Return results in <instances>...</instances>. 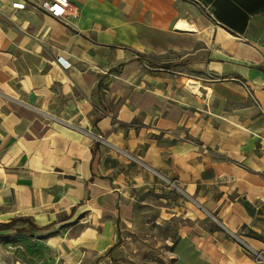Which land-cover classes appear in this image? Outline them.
<instances>
[{
  "label": "crops",
  "instance_id": "crops-1",
  "mask_svg": "<svg viewBox=\"0 0 264 264\" xmlns=\"http://www.w3.org/2000/svg\"><path fill=\"white\" fill-rule=\"evenodd\" d=\"M42 1L0 0V264H264V0Z\"/></svg>",
  "mask_w": 264,
  "mask_h": 264
},
{
  "label": "built area",
  "instance_id": "built-area-1",
  "mask_svg": "<svg viewBox=\"0 0 264 264\" xmlns=\"http://www.w3.org/2000/svg\"><path fill=\"white\" fill-rule=\"evenodd\" d=\"M15 6H23V4H14ZM40 8L56 18H62L67 14L69 9V0H44L40 3ZM58 62L64 66H67V62L61 57H58ZM168 184L177 187L176 184L171 181Z\"/></svg>",
  "mask_w": 264,
  "mask_h": 264
},
{
  "label": "rangeland",
  "instance_id": "rangeland-1",
  "mask_svg": "<svg viewBox=\"0 0 264 264\" xmlns=\"http://www.w3.org/2000/svg\"><path fill=\"white\" fill-rule=\"evenodd\" d=\"M169 182H171V180H169ZM170 185V184H169ZM170 186H172V185H170ZM172 187H174V186H172ZM22 225H24V224H22ZM21 226V225H20ZM19 226V227H20ZM28 227V226H27ZM25 230L26 229H23V231L25 232ZM165 232H168V230H165ZM0 239H3L1 236H0ZM150 261L149 262H143L144 264H158L159 263V259L157 258V256L156 255H154V254H151L150 256ZM155 262V263H154ZM111 264H118L117 262H113L112 261V263ZM125 264H126V262H125Z\"/></svg>",
  "mask_w": 264,
  "mask_h": 264
},
{
  "label": "bare ground",
  "instance_id": "bare-ground-1",
  "mask_svg": "<svg viewBox=\"0 0 264 264\" xmlns=\"http://www.w3.org/2000/svg\"><path fill=\"white\" fill-rule=\"evenodd\" d=\"M184 26V25H183Z\"/></svg>",
  "mask_w": 264,
  "mask_h": 264
}]
</instances>
